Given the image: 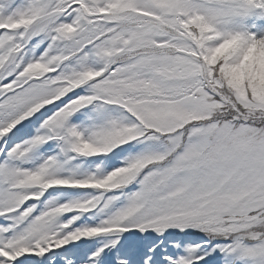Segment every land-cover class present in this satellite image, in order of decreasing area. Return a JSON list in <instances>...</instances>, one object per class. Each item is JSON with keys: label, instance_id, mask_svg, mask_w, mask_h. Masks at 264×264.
Segmentation results:
<instances>
[{"label": "snow or ice", "instance_id": "obj_1", "mask_svg": "<svg viewBox=\"0 0 264 264\" xmlns=\"http://www.w3.org/2000/svg\"><path fill=\"white\" fill-rule=\"evenodd\" d=\"M0 264H264V0H0Z\"/></svg>", "mask_w": 264, "mask_h": 264}]
</instances>
